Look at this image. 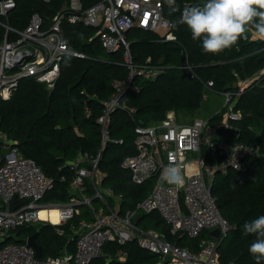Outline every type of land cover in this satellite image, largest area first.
<instances>
[{
	"label": "trees",
	"instance_id": "trees-1",
	"mask_svg": "<svg viewBox=\"0 0 264 264\" xmlns=\"http://www.w3.org/2000/svg\"><path fill=\"white\" fill-rule=\"evenodd\" d=\"M99 0H82L84 8ZM164 17L170 22L174 41H162L159 34L133 29L126 34L129 52L134 65L147 61L164 66L153 80L135 78L132 87L120 99V107L110 116L109 142L101 153L98 171L104 175L103 185L121 194L128 209H133L152 190L155 179L143 184H134L130 173L121 167L122 160L135 153L133 141L137 125H149L162 121L173 111L178 121L192 122L201 108L207 82L208 90L223 97L233 94L230 104L222 106L207 120L228 143L242 142L257 151V155L244 162V171L229 170L216 173L212 184V197L222 216L232 230L219 247L220 264H256L249 252L253 235H242L245 221L264 214V41L254 38L250 29L235 46L218 54L202 51L199 41H194L184 24L179 22L180 11L170 13L167 0H160ZM64 0H16V7L8 15L9 25L22 29L32 14L36 13L48 23ZM180 10L202 3V0H177ZM70 47L83 53L86 58H66L60 66L59 76L52 89L43 83L23 80L7 101H0V129L11 145L26 158L34 160L44 174L56 179L54 188L48 191L43 201L66 203L72 177L67 163L81 154L91 158L100 148L101 134L96 119L102 111V101L115 92L113 81H124L128 71L123 66L124 48L106 53L96 36L97 29L82 25H62ZM0 27V39L2 38ZM187 56V65L192 77L183 76L180 56ZM258 75V76H257ZM260 75V76H259ZM245 84L243 88H240ZM86 110H89L87 116ZM133 110V112H131ZM239 112L241 119L226 121V113ZM223 120L226 125L223 124ZM202 157L212 163L203 148ZM65 176V182H60ZM92 191H90L91 193ZM149 219L143 230L164 233L168 240L181 247L196 251L203 232L198 238L170 235L169 226L157 213ZM79 216L63 225L37 223L13 229L4 244L23 245L29 236L38 230L37 244L41 247L40 260L58 257L75 250V230ZM153 223V224H152ZM61 231V233H60ZM121 247L107 243L103 255L90 264H157L159 257L127 243L122 249L126 258H117ZM264 264V262H262Z\"/></svg>",
	"mask_w": 264,
	"mask_h": 264
},
{
	"label": "built area",
	"instance_id": "built-area-1",
	"mask_svg": "<svg viewBox=\"0 0 264 264\" xmlns=\"http://www.w3.org/2000/svg\"><path fill=\"white\" fill-rule=\"evenodd\" d=\"M49 3L50 0H40ZM16 7V0H0V101H7L23 80L43 83L52 89L59 76L60 66L66 58H86L72 49L67 42L62 25H82L97 29L96 36L106 53H114L122 46L123 66L128 71L124 81H113L115 92L102 101V111L96 119L100 128V148L95 157L81 154L67 163L72 173L68 201L63 204L41 205L44 195L54 188L56 179L48 177L32 159L23 157L13 147L0 129V264H90L103 255L107 243L121 248L117 258H126L124 247L135 242L139 248L159 257L157 264H220L219 247L232 230V226L220 213L211 193L216 173L229 170L244 171V162L257 155V151L242 142L228 143L217 140L210 132L204 133L207 120L194 118L192 122L178 121L173 111L158 122L139 124L134 129L135 153L126 156L121 167L130 173L134 184H143L154 178L150 193L133 209L122 211L123 196L113 189L102 187L103 175L98 171L101 153L110 139L109 127L112 112L120 107L121 97L131 89L135 78L153 80L164 70L160 64L147 61L134 65L127 32L141 29L159 34L162 41H174L171 24L164 17L160 0H99L84 8L82 0H64L60 9L48 23L40 15H31L28 24L17 29L8 23V15ZM212 82L206 87L210 89ZM225 105L233 94L223 93ZM133 112V110H131ZM87 116L89 110H86ZM241 119L239 112L229 110L226 121ZM203 148L212 163L202 157ZM169 163L182 166L185 183L170 185L163 179ZM65 182V176H60ZM91 197H88L89 192ZM25 204L8 210L14 200ZM111 201L113 206L110 205ZM94 202L99 204L95 208ZM86 206L91 218L81 220L74 228L75 250L58 257L40 260L35 251L26 245L4 244L17 227L37 223L63 225L79 215V208ZM51 209L58 211V223L51 221ZM46 210L41 219L39 213ZM157 213L169 226L170 235L205 238L199 241L196 251L170 242L159 231L143 230L136 225V218ZM218 230V237L210 235ZM61 233V231H60Z\"/></svg>",
	"mask_w": 264,
	"mask_h": 264
},
{
	"label": "clouds",
	"instance_id": "clouds-1",
	"mask_svg": "<svg viewBox=\"0 0 264 264\" xmlns=\"http://www.w3.org/2000/svg\"><path fill=\"white\" fill-rule=\"evenodd\" d=\"M170 13L180 11L179 22L184 24L194 41H199L202 51L218 54L231 49L250 29L264 41V0H202L181 11L177 0H167ZM163 179L170 185L185 183L182 166L169 163ZM242 235H253L249 252L256 264L264 262V214L245 221Z\"/></svg>",
	"mask_w": 264,
	"mask_h": 264
},
{
	"label": "rangeland",
	"instance_id": "rangeland-1",
	"mask_svg": "<svg viewBox=\"0 0 264 264\" xmlns=\"http://www.w3.org/2000/svg\"><path fill=\"white\" fill-rule=\"evenodd\" d=\"M253 37L256 38L255 35H253ZM262 76H264V73H262ZM244 85L245 84H242V86H240V88H243ZM208 90L209 89L205 90V92H204L205 98L203 99L201 108L195 113L194 118H198V119L206 121L212 115H214L215 113H218V111H220V109L222 108L223 104L225 105V100L223 103V97L222 96L213 94L212 92H209ZM185 119L190 120V118H188V117ZM210 130H213V132L215 131L214 129L210 128L207 125L205 130H204V133L209 132ZM214 134H215V138L217 140L221 139L220 137L216 136V131L214 132ZM104 187H106V186H104ZM40 204L41 205H48V204H59V203L42 200V202ZM94 205L97 207L98 206L97 202H94Z\"/></svg>",
	"mask_w": 264,
	"mask_h": 264
},
{
	"label": "water",
	"instance_id": "water-1",
	"mask_svg": "<svg viewBox=\"0 0 264 264\" xmlns=\"http://www.w3.org/2000/svg\"><path fill=\"white\" fill-rule=\"evenodd\" d=\"M180 62H181V66L180 67H181L183 76L191 78L192 77V73H191V71L188 68L187 56L184 53H182L181 56H180ZM25 203H26V201H19L17 199H14L8 205V210L9 211H13L16 207L21 206V205H23ZM218 234H219L218 230H214V231L211 232L210 235L218 237ZM37 236H38V230L33 235H31V236H29L27 238L26 245L31 247L35 251L36 257L40 258L41 257V247L36 242Z\"/></svg>",
	"mask_w": 264,
	"mask_h": 264
},
{
	"label": "crops",
	"instance_id": "crops-1",
	"mask_svg": "<svg viewBox=\"0 0 264 264\" xmlns=\"http://www.w3.org/2000/svg\"><path fill=\"white\" fill-rule=\"evenodd\" d=\"M204 98H205V96H204ZM185 121H187V120H185ZM223 124L224 125H226V123L224 122V120H223ZM210 133H213L214 134V132H213V130H210L209 131ZM215 135V134H214ZM216 136L217 137H220L221 139L220 140H225L226 141V139L225 138H223L222 136H220L217 132H216ZM103 179H104V175H103ZM102 187L104 188V189H106V188H108V187H104V185H103V180H102ZM69 191H71V189H70V187H69ZM69 191H68V193H69ZM88 197H91V193L89 192V195H88ZM98 204V203H97ZM110 205L111 206H113V202L111 201V203H110ZM95 208H99V204H98V206L96 207L95 206ZM128 209V206L126 205V203L124 202V200H123V203H122V211L124 212L125 210H127ZM79 218H80V220L78 221V223L81 221V220H83V219H90L91 218V215H90V211L88 210V208L86 207V206H81L80 208H79ZM145 216H140V217H137L136 218V225L139 227V228H141V229H143V225H145L146 224V222L149 220L148 218L146 219V220H144L143 221V218H144ZM78 223H77V225H78ZM165 223V222H164ZM153 224V223H152ZM166 224V223H165ZM167 225V224H166ZM149 229H154V228H149ZM207 236V235H206Z\"/></svg>",
	"mask_w": 264,
	"mask_h": 264
},
{
	"label": "bare ground",
	"instance_id": "bare-ground-1",
	"mask_svg": "<svg viewBox=\"0 0 264 264\" xmlns=\"http://www.w3.org/2000/svg\"><path fill=\"white\" fill-rule=\"evenodd\" d=\"M46 214H47L46 210H41L39 213V216L41 219H44L46 217ZM49 214H50L52 223L57 224L58 223V211H57V209H51Z\"/></svg>",
	"mask_w": 264,
	"mask_h": 264
}]
</instances>
